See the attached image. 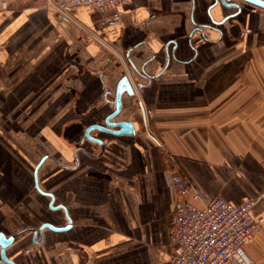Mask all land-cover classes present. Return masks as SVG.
<instances>
[{
    "label": "crops",
    "instance_id": "obj_1",
    "mask_svg": "<svg viewBox=\"0 0 264 264\" xmlns=\"http://www.w3.org/2000/svg\"><path fill=\"white\" fill-rule=\"evenodd\" d=\"M226 2L63 17L0 0V233L65 227L21 234L0 264H170L167 167L264 219V10ZM117 95L127 125L101 132ZM244 252L264 264V222Z\"/></svg>",
    "mask_w": 264,
    "mask_h": 264
},
{
    "label": "built area",
    "instance_id": "obj_2",
    "mask_svg": "<svg viewBox=\"0 0 264 264\" xmlns=\"http://www.w3.org/2000/svg\"><path fill=\"white\" fill-rule=\"evenodd\" d=\"M130 0H44L56 14L68 17L82 8L103 16L115 17ZM145 134L161 148L147 130V114L138 103ZM164 175L173 199L169 233L170 264H252L244 247L261 230L264 219L254 217L256 200L245 199L238 205L206 194L197 183L177 168L167 167ZM264 197V194H263Z\"/></svg>",
    "mask_w": 264,
    "mask_h": 264
},
{
    "label": "water",
    "instance_id": "obj_3",
    "mask_svg": "<svg viewBox=\"0 0 264 264\" xmlns=\"http://www.w3.org/2000/svg\"><path fill=\"white\" fill-rule=\"evenodd\" d=\"M240 1L264 10V1L263 0H240ZM216 2H217V0H216ZM219 2L222 6H225L227 8H238V5L228 4L226 2V0H219ZM129 94H131V93H129ZM120 108H121L120 100H119V97L117 95L115 112L112 113L110 116H108V118L105 122V127H96V129L101 131V132H106V133L122 134L121 130L127 125V123H125V122H119V123L111 122L116 117L118 112L120 111ZM115 128H117L119 130L114 131L113 129H115ZM133 133H134V130L132 128V131L129 132V134L132 135ZM91 141L93 143L101 146V142L99 140L91 139ZM49 207L51 208V206H49ZM44 228H47V229L54 231V232H59V231L65 230V227L64 228H57V227H52L49 225H42L41 227H39V229L37 231H33L31 229H24V230H21V231L15 233L14 235H12L11 237H8V238H4V236L0 233V260L5 261V257H4V253H3L4 249L7 246H9L12 243V241L15 240L18 236L29 231L32 233L31 242H32V244H34V240L36 238V235H38L39 238L42 240V230Z\"/></svg>",
    "mask_w": 264,
    "mask_h": 264
},
{
    "label": "rangeland",
    "instance_id": "obj_4",
    "mask_svg": "<svg viewBox=\"0 0 264 264\" xmlns=\"http://www.w3.org/2000/svg\"><path fill=\"white\" fill-rule=\"evenodd\" d=\"M246 4H247V3H246ZM251 6H252V5H251ZM241 61H243L242 58H241ZM238 68H241V66H239Z\"/></svg>",
    "mask_w": 264,
    "mask_h": 264
}]
</instances>
